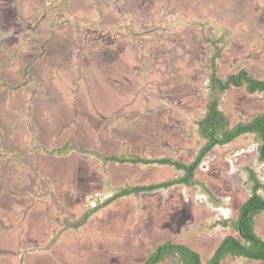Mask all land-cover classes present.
<instances>
[{
	"label": "rangeland",
	"instance_id": "1",
	"mask_svg": "<svg viewBox=\"0 0 264 264\" xmlns=\"http://www.w3.org/2000/svg\"><path fill=\"white\" fill-rule=\"evenodd\" d=\"M194 18L232 31L219 74L244 67L264 79V0H0V264H139L166 239L185 242L206 259L222 235L233 233L230 228L208 233L202 226L235 217L247 196L236 166L253 162L249 134L215 147L197 168V178L225 200L221 210L205 203L196 188L172 186L117 199L77 231L63 229L62 219H76L94 195L107 192L101 164L78 152L44 156L36 147L52 149L71 134L81 148L105 152L99 135L109 131L124 135L133 153L190 160L198 141L186 133L193 128L191 117L204 110L202 60L209 49L200 28L190 24ZM204 34L212 36V26ZM90 51L95 64L89 67L93 86H86L93 90L88 101L70 83L71 77L76 85L82 76L88 80L86 68H58L83 61ZM116 80L127 84L126 107L118 106L117 98L108 99L124 92L107 91ZM63 82L69 86L61 90ZM69 93L75 106L62 115ZM98 98L114 105L111 115L101 113ZM222 107L236 122L263 111L264 94L231 88ZM25 174L29 178L22 186ZM178 174L166 165L109 167L113 184L156 182ZM59 177L70 185L57 186ZM7 181L15 187L4 185ZM72 188L78 191L65 190ZM256 231L264 237V212ZM158 264L177 263L167 257ZM223 264L264 261L227 257Z\"/></svg>",
	"mask_w": 264,
	"mask_h": 264
},
{
	"label": "trees",
	"instance_id": "2",
	"mask_svg": "<svg viewBox=\"0 0 264 264\" xmlns=\"http://www.w3.org/2000/svg\"><path fill=\"white\" fill-rule=\"evenodd\" d=\"M190 24L200 28L202 40L209 45L202 60V68L206 71L203 93L204 110L200 116L191 117L193 128L186 133L195 134L198 141V147L190 160H179L175 156H142L131 152L128 148L121 154L105 153L95 149L81 148L72 138L52 149H46L42 145H36V147L47 154L58 156L75 151L94 157L102 164L105 175L103 184L107 192L94 195L93 203L86 207L76 219L66 216L62 219L63 229L72 228L77 231L95 213L117 199L129 196L138 198L141 193L151 194L172 186L196 188L197 194L203 197L212 208H221L225 200L216 195L205 181L197 178V168L215 147L229 145L239 136L249 134L253 144L256 145L254 163L236 166L247 196L239 204L235 217L215 218L202 226L208 233L215 232L218 228H230L233 233L222 235L206 259H203L201 253L187 243L166 239L147 252L139 264H158L167 257L173 258L177 264H223L227 257L264 261V237L256 231L257 217L264 212V110L233 122L222 107L224 94L231 88L243 87L247 93L264 94V79L254 76L244 67L232 69L225 75L219 74L218 66L222 53L232 42L231 29L210 19L194 18ZM206 26H212V36L204 34ZM30 143L33 144V138L30 139ZM110 162L141 166L168 165L176 169L179 174L156 182L112 186L106 171V166ZM54 240V238L51 239V242Z\"/></svg>",
	"mask_w": 264,
	"mask_h": 264
},
{
	"label": "crops",
	"instance_id": "3",
	"mask_svg": "<svg viewBox=\"0 0 264 264\" xmlns=\"http://www.w3.org/2000/svg\"><path fill=\"white\" fill-rule=\"evenodd\" d=\"M89 53V55H86V57L83 59V61H82V59L80 60V61H73V60H69L70 62H67L66 64H64L62 67H59L58 69H60L61 71H66V72H73V70H77L78 68L80 69H82L83 70V67H84V69L87 71V74H88V80H87V77H86V75L85 76H82V82L81 83H79V84H74L73 82H71V81H73V79H72V77H71V81H70V83L73 85V86H75V87H77V89H79L80 91L79 92H81L82 94H87V97L86 98H88V101H91L90 100V96H91V91L93 90L92 88H90V87H88V86H86L87 85V83L89 84V85H91V86H93V83H92V76H91V74L89 73V67L91 66L90 64H91V62H93L94 64H95V62H94V59H95V56H93V53L90 51V52H88ZM69 57H73V56H69ZM85 60V61H84ZM59 70V71H60ZM65 75L67 76V78H68V75H70V74H68V73H65ZM89 77H90V79H89ZM124 79H125V77H124ZM67 86H69V82H68V84L67 83H65L64 84V82L63 83H61L60 85H59V89H65V87H67ZM61 89V90H62ZM106 89H107V91H110V90H113V89H119V90H124V92L121 94H118V96H116L115 95V97H111V94H113V93H111L110 94V97L111 98H108L109 100H111V99H116V100H118L119 102V105L118 106H124V107H126V101H127V97H126V92H125V90L127 89V84H126V82H121V81H118L117 82V80L114 82V84L112 83V82H110V83H108L107 84V87H106ZM101 90H105V88H101ZM70 91H71V89H70ZM103 92H105V91H103ZM102 92V93H103ZM70 95H72V93H69ZM113 96H114V94H113ZM64 102H63V105H65V107L61 110V112H62V115H64V114H70L72 111H73V106H75L74 105V100H75V97H74V95H72V97H70V96H64ZM108 100V101H109ZM97 103H98V105H97V107H99L103 112H101L102 114H104V115H111V113H112V111H114V108H113V106L114 105H111V103L109 104L108 103V101H107V99H100V98H98L97 100ZM122 103V104H121ZM124 110H126V109H123V111ZM124 114L126 115V112H124ZM68 129H70L69 127L67 128V129H64L65 131H68ZM101 138H102V140H103V144L106 146V148H105V153H118V154H121V153H124L125 151H126V149H127V145H126V142H123V139L122 138H125V136L124 135H121V134H111L109 131H108V135L106 136V135H104V133H100V135H99ZM69 138H74V136H72L71 134H68V135H65V137L63 138L62 137V139L61 140H63L62 142H60V143H58V144H56L57 146H59V145H61V144H63L67 139H69ZM47 142H50V139H45ZM57 146H55V147H57ZM71 152H75V151H71ZM71 152H69L68 154H70ZM44 156H47V153H42ZM68 154H66V155H68ZM54 155V154H53ZM66 155H63V156H66ZM56 156H58V155H56ZM166 156H168V155H166ZM61 157V156H60ZM36 159H38L39 161H41L40 160V156L37 158L36 157ZM47 159H45V161H46ZM184 161V160H183ZM11 164V163H10ZM101 164V163H100ZM116 164H119V163H115V162H110L109 164H107V166H106V171H107V174H108V178H109V180H110V184L112 185V186H120V185H123L122 183H120V182H115L114 184L113 183H111V179H110V177H109V167L111 166V165H116ZM129 165H138V164H129ZM161 166H163V165H161ZM166 166H168V165H166ZM101 168H102V164H101ZM28 168H24V171H26ZM47 170V169H46ZM53 170V169H52ZM55 171V168H54V170H53V172ZM37 172L39 173V172H42V170H41V166H40V168H39V171H38V169H37ZM40 174V173H39ZM47 174V173H46ZM55 174H56V172H55ZM28 175H29V173H28ZM41 176V175H40ZM43 176V175H42ZM55 177H57L56 175H55ZM26 178H29V176L28 177H26V174L24 175V179H23V181H22V186H24V185H27V182L25 181V180H27ZM44 178H46V177H44ZM58 179V178H57ZM29 180V179H28ZM66 180H68V179H66V178H61V177H59V179H58V181L55 183L57 186H69L70 185V181L68 180V181H66ZM66 181V182H65ZM69 182V183H68ZM3 184L4 185H7V186H10V187H15V184H14V181L13 182H9V181H7L6 183H4L3 182ZM29 184V183H28ZM53 184V183H52ZM125 184V183H124ZM81 189V188H80ZM65 190H70L71 192H74V193H76L77 191H78V189H65ZM6 192V191H5ZM67 192V191H66ZM68 193V192H67ZM69 194V193H68ZM6 195V194H5ZM60 195H63V193L62 194H60ZM7 197V196H6ZM37 198H39V197H37ZM7 200H10L9 198H7ZM221 239V238H220ZM219 242V241H218Z\"/></svg>",
	"mask_w": 264,
	"mask_h": 264
},
{
	"label": "flooded vegetation",
	"instance_id": "4",
	"mask_svg": "<svg viewBox=\"0 0 264 264\" xmlns=\"http://www.w3.org/2000/svg\"><path fill=\"white\" fill-rule=\"evenodd\" d=\"M262 94H263V93H262ZM254 147H255V154H254L253 162H252L251 164L254 163L255 155H256V145H255V144H254ZM236 172H237V176H238L239 181H240V182L242 183V185H243L242 177L239 175L237 168H236ZM243 186H244V185H243ZM244 187H245V186H244ZM200 197H201V196H200ZM201 199L205 200L203 197H201ZM205 202H206V201H205ZM223 207H225V204H224L221 208H217L216 210H221ZM214 209H215V208H214Z\"/></svg>",
	"mask_w": 264,
	"mask_h": 264
},
{
	"label": "water",
	"instance_id": "5",
	"mask_svg": "<svg viewBox=\"0 0 264 264\" xmlns=\"http://www.w3.org/2000/svg\"><path fill=\"white\" fill-rule=\"evenodd\" d=\"M205 201V200H204ZM206 203V202H205ZM208 204V203H207ZM209 205V204H208Z\"/></svg>",
	"mask_w": 264,
	"mask_h": 264
}]
</instances>
